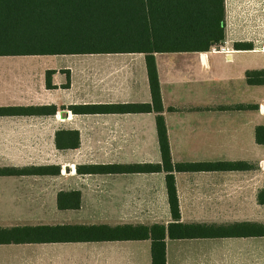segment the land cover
Listing matches in <instances>:
<instances>
[{
  "label": "crops",
  "instance_id": "obj_1",
  "mask_svg": "<svg viewBox=\"0 0 264 264\" xmlns=\"http://www.w3.org/2000/svg\"><path fill=\"white\" fill-rule=\"evenodd\" d=\"M253 1V37L247 40L252 48L227 43L233 48L229 55L155 54L173 162L244 164L175 171L184 223H264L259 201L264 144L256 140L257 126L264 125V83H249L247 77L248 71L259 72L258 77L264 71V0ZM65 55L70 56L59 63L32 55L0 56V107L39 109L0 115V168H53L49 174L0 175V227L169 224L165 171H77L78 165L162 162L154 111L77 113L71 108L151 103L145 53ZM69 130L79 132V147L59 148L58 133ZM72 190L81 192V207L59 209V192ZM64 212L76 219L59 216ZM258 239L264 237L168 238L167 264L181 244L191 245L189 256L200 257L201 264H256ZM29 244L53 247L54 259L46 257L54 264H152L150 239Z\"/></svg>",
  "mask_w": 264,
  "mask_h": 264
},
{
  "label": "trees",
  "instance_id": "obj_2",
  "mask_svg": "<svg viewBox=\"0 0 264 264\" xmlns=\"http://www.w3.org/2000/svg\"><path fill=\"white\" fill-rule=\"evenodd\" d=\"M226 40L225 0H0V56L65 55L140 52L146 65L151 103L72 105L77 113L151 112L156 123L162 162L151 164L78 165L79 173L166 172L172 221L169 224H38L0 227V244L151 240L152 264H167V239L215 237H264V223H184L181 221L175 171L238 169L241 162L174 163L171 154L161 84L155 54L158 52L210 51ZM236 49L252 43L236 41ZM50 73V71H49ZM259 72L248 71L249 83H264ZM50 76V75H48ZM47 85L52 86L50 77ZM32 107H0V115L38 112ZM256 140L264 144V125L257 126ZM78 131L57 135L59 148H77ZM59 170V169H58ZM51 166L0 168L11 173L49 174ZM81 192L61 191L59 209L81 207ZM264 203V190L259 193Z\"/></svg>",
  "mask_w": 264,
  "mask_h": 264
},
{
  "label": "rangeland",
  "instance_id": "obj_3",
  "mask_svg": "<svg viewBox=\"0 0 264 264\" xmlns=\"http://www.w3.org/2000/svg\"><path fill=\"white\" fill-rule=\"evenodd\" d=\"M253 2V0H225L226 41H224V45L227 46V43L234 44V42L240 40L247 41L249 38L253 37V31L251 27L254 19L251 16V13L253 11ZM256 21H258V17H256ZM67 56L70 55H32V57L49 59L51 61H54V63H59L60 60L64 59ZM59 216L70 217V221H73L72 219H76L75 214L72 215L65 212L59 213ZM0 248L1 264L55 263L54 260H48L46 257L52 256V258L54 259L55 250H52L53 247L34 244H4L0 245ZM191 248V245L185 244H181L177 246V248H174V250L170 252V264L205 263L198 256H189ZM186 252L188 253V255H185ZM256 264H264V239L256 240Z\"/></svg>",
  "mask_w": 264,
  "mask_h": 264
},
{
  "label": "built area",
  "instance_id": "obj_4",
  "mask_svg": "<svg viewBox=\"0 0 264 264\" xmlns=\"http://www.w3.org/2000/svg\"><path fill=\"white\" fill-rule=\"evenodd\" d=\"M210 51H212V52H222V53H225V54L229 55L233 51V48L230 49L229 47H227L223 43V44H220L219 46H213Z\"/></svg>",
  "mask_w": 264,
  "mask_h": 264
}]
</instances>
